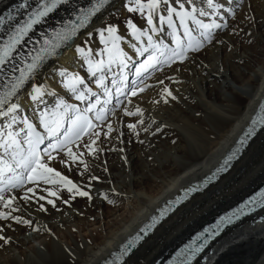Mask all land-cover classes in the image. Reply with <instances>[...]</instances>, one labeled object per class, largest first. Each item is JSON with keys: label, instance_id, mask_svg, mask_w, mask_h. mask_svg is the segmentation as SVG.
Instances as JSON below:
<instances>
[{"label": "bare ground", "instance_id": "obj_1", "mask_svg": "<svg viewBox=\"0 0 264 264\" xmlns=\"http://www.w3.org/2000/svg\"><path fill=\"white\" fill-rule=\"evenodd\" d=\"M15 1L0 0V14L10 6L14 7ZM78 2L84 6L90 0ZM124 2L115 0L108 12L117 14L109 16L108 22L117 25L126 41L121 47L135 58L134 50L129 47V43L135 41L128 35L125 22L131 19L138 27L146 26V22L139 14L127 12ZM242 3L243 10L230 20L238 34L222 33L218 37L223 40L222 45L208 46L196 53L193 59L179 65V71L166 67L163 73H153L146 81L150 87L129 98L130 103L124 101L129 110L141 109L145 126L149 120L155 121L150 131L137 125L138 134L130 132L127 124H135L141 117L123 116L121 111L122 118L116 121L109 137L105 139L101 133L94 145L98 151L92 157L86 156L87 172L81 176L76 174V169L69 173L68 169L55 165L62 174L69 175L74 183L81 185L82 190L89 191L91 201L76 196L65 205L62 201L68 199L69 193L60 192V200L48 197L54 200L57 211L47 205L46 200L29 201V207L17 199L21 211L13 215L31 220L37 231L11 221H0V225H10L3 233L10 238V244L3 246L0 242V264H100L128 232L137 233L143 221L162 201L213 165L215 156L225 149L249 109L264 93V0H242ZM245 13L248 19L244 18ZM65 18H68L67 9L59 10L51 14L49 23L43 27H53ZM102 19H94L91 26L79 34L76 44L83 46L85 32L101 27ZM40 30L41 26H37V31ZM159 38L171 45L166 34ZM101 47L93 31L88 49L94 56ZM74 49L75 45L72 50H65L59 61L53 63L87 77L81 67L83 59L77 57ZM52 67L53 64H49L44 71L49 85L57 92L61 88L53 79ZM159 80L164 83L160 84ZM37 83H44L43 74ZM105 84L112 87L111 79H106ZM90 87L97 91L94 83ZM164 87L169 88L176 100L169 99L165 104L160 99ZM60 91L62 97L73 102L64 90ZM22 98L21 103L27 109L32 102L26 95ZM44 99L48 104L53 103L51 97ZM28 112L32 117L33 113ZM160 125L164 127L157 133L156 128ZM89 175L99 178L91 181L90 190L83 187L89 183ZM263 181L264 130H261L227 173L178 207L139 243L123 264H153L166 252H172L210 217L230 208ZM34 191L36 197H47V193L39 188ZM101 193H106L107 198H101ZM14 194L19 197L23 193ZM108 199L119 202L109 204ZM38 204H45L47 211H38ZM65 249L72 253L71 257ZM207 249L212 252L207 253L203 264H264V223L251 225L250 221H242L224 232Z\"/></svg>", "mask_w": 264, "mask_h": 264}, {"label": "snow or ice", "instance_id": "obj_2", "mask_svg": "<svg viewBox=\"0 0 264 264\" xmlns=\"http://www.w3.org/2000/svg\"><path fill=\"white\" fill-rule=\"evenodd\" d=\"M114 4L115 0H90L87 6H81L78 0H21L0 16V209H3L0 210V221H11L37 231L31 220L13 215L21 211L17 199L29 207V201L38 203L46 200V204L57 211L59 209L54 200L48 197L60 200L58 193L61 190L69 193L68 199L62 201L65 205H69L76 196L87 197L91 201L89 191L82 190L81 185L74 183L69 175L62 174L55 165L68 169L69 173L76 169V174L81 176L87 172L86 156L92 157L98 151L94 145L101 133L105 139L109 137L116 121L122 118L119 114L121 111L123 116L141 117L135 124H127L130 132L138 134L137 125L142 126L144 131H150L155 121L149 120L145 126L141 109L129 110L124 101L130 103L129 98L150 87L146 81L153 73H163L166 67L179 71V65L193 59L196 53L208 46L222 45L223 40L218 39L222 33L238 34L235 33V25H230V20H234L237 12L243 10L242 0H125L123 7L127 12L139 14L146 22L144 27H138L131 19L125 22L128 35L135 41L134 44L129 43L134 50V58L121 47L126 41L118 32L117 25L108 22L109 16L117 14L115 11L108 12ZM62 9H67L68 18L53 27H43L49 23L51 14ZM21 10H24L23 19L5 27L8 21L16 19ZM101 17L102 26L93 31L102 47L93 56L91 49H88L93 31L85 32L83 46L76 44V40L94 19ZM244 18L248 19L246 13ZM37 26H41L42 30L37 31ZM165 34L171 45L159 38ZM73 45L77 57L83 59L81 67L85 69L87 77L53 63L59 61L65 50H72ZM49 64H53L55 83L75 102L70 103L68 98L62 97L49 85L48 75L44 71ZM173 65H176L174 69ZM42 74L44 83L38 84L37 79ZM109 78L112 87L105 84ZM165 78L176 82L172 77ZM91 83L95 84L97 91L92 90ZM159 83L163 84L164 81L159 80ZM25 95L32 102L27 109L21 103ZM45 97H51L53 103L48 104ZM160 99L167 104L169 99L176 100V96L168 87H164ZM25 111L32 112V117L25 115ZM163 127H157L156 132H161ZM261 130H264V97L260 99L257 116L252 118L219 167L203 181L184 189L175 200L168 201L159 210V215L151 216L138 233L120 247L118 253H113L112 258L102 264H120L175 205L226 172L232 161ZM88 179L89 183L83 187L90 190L91 181H98L99 178L89 175ZM41 185L52 187L44 188ZM37 188L46 192L47 197H36L34 189ZM17 192L23 194L17 197L14 194ZM100 195L107 198L106 193ZM113 202L108 199L109 204ZM258 209H264V188L197 232L165 264H194L205 253L210 242L226 228L241 217L256 213ZM37 210L47 211L45 204H38ZM259 222L264 223V214L260 215ZM9 226L0 225V242L3 246L10 244V238L3 234L5 227ZM65 251L72 256L70 251ZM155 264L161 262L155 261Z\"/></svg>", "mask_w": 264, "mask_h": 264}, {"label": "water", "instance_id": "obj_3", "mask_svg": "<svg viewBox=\"0 0 264 264\" xmlns=\"http://www.w3.org/2000/svg\"><path fill=\"white\" fill-rule=\"evenodd\" d=\"M261 214H264V209L261 210V211H259L257 214H255L253 218H254V219H258V218H259V219L257 220V222H259V221H260V215H261Z\"/></svg>", "mask_w": 264, "mask_h": 264}, {"label": "rangeland", "instance_id": "obj_4", "mask_svg": "<svg viewBox=\"0 0 264 264\" xmlns=\"http://www.w3.org/2000/svg\"><path fill=\"white\" fill-rule=\"evenodd\" d=\"M59 91V90H58ZM57 91V92H58ZM60 92V91H59ZM53 190H55V189H53ZM60 192H63V193H68L66 190H61ZM60 192H59V194H60ZM115 202H116V204L119 202L117 199H114V204H115ZM119 205H121L122 206V203H120ZM254 224V223H253Z\"/></svg>", "mask_w": 264, "mask_h": 264}]
</instances>
